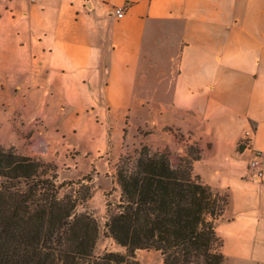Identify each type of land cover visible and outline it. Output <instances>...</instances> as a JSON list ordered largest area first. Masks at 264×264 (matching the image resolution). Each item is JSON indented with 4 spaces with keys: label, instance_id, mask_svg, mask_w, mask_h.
Instances as JSON below:
<instances>
[{
    "label": "crops",
    "instance_id": "crops-1",
    "mask_svg": "<svg viewBox=\"0 0 264 264\" xmlns=\"http://www.w3.org/2000/svg\"><path fill=\"white\" fill-rule=\"evenodd\" d=\"M149 122L187 135L194 175L229 196L226 263L264 264V178L248 176L255 153L264 167V0H0L3 146L91 155Z\"/></svg>",
    "mask_w": 264,
    "mask_h": 264
},
{
    "label": "trees",
    "instance_id": "trees-1",
    "mask_svg": "<svg viewBox=\"0 0 264 264\" xmlns=\"http://www.w3.org/2000/svg\"><path fill=\"white\" fill-rule=\"evenodd\" d=\"M172 157L143 148L120 160V198L107 204L105 228L123 252L98 256V221L77 212L91 190L72 183L84 195L60 197L43 162L0 149V264H141L138 251H155L164 264H227L216 225L229 196L194 175L199 157Z\"/></svg>",
    "mask_w": 264,
    "mask_h": 264
},
{
    "label": "rangeland",
    "instance_id": "rangeland-1",
    "mask_svg": "<svg viewBox=\"0 0 264 264\" xmlns=\"http://www.w3.org/2000/svg\"><path fill=\"white\" fill-rule=\"evenodd\" d=\"M155 132L153 126L147 123L145 126L127 131L119 139L117 135H107L106 141L100 143L97 151L91 155L86 154L83 149H71L61 151H46L44 155L28 156L25 154L26 142L15 144L8 148L3 146L0 140V149L4 151H14L16 154L40 160L44 163L41 168L49 179L57 186H61L60 197L72 191L78 192L80 196L85 191L79 183L91 190V198L77 208L79 214L91 213L97 219L100 227L99 240L97 242L95 254L100 256L104 252H123L114 241L107 236L105 224L109 219L107 204L116 203L120 197V188L108 176L111 171L117 173V168L121 159L129 156L134 157L143 148H148L153 152L170 151L173 154L172 160L176 162L180 157L190 154L195 158L200 156V150L189 143V138L179 132L165 133ZM53 177H57L53 179ZM137 259L141 264H162V257L155 251H138Z\"/></svg>",
    "mask_w": 264,
    "mask_h": 264
},
{
    "label": "built area",
    "instance_id": "built-area-1",
    "mask_svg": "<svg viewBox=\"0 0 264 264\" xmlns=\"http://www.w3.org/2000/svg\"><path fill=\"white\" fill-rule=\"evenodd\" d=\"M32 3L39 2L41 0H30ZM124 10L117 9V18L123 17ZM250 139H246L242 142V145L249 147ZM248 176L255 181L263 180L264 178V167H263V154L260 152L255 153L253 159L248 166Z\"/></svg>",
    "mask_w": 264,
    "mask_h": 264
}]
</instances>
